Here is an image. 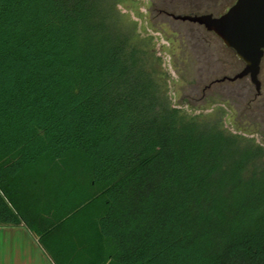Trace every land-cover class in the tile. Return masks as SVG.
<instances>
[{"label": "trees", "instance_id": "16d2710c", "mask_svg": "<svg viewBox=\"0 0 264 264\" xmlns=\"http://www.w3.org/2000/svg\"><path fill=\"white\" fill-rule=\"evenodd\" d=\"M117 4L0 0V226L54 264H264V149L171 107Z\"/></svg>", "mask_w": 264, "mask_h": 264}, {"label": "rangeland", "instance_id": "374dc122", "mask_svg": "<svg viewBox=\"0 0 264 264\" xmlns=\"http://www.w3.org/2000/svg\"><path fill=\"white\" fill-rule=\"evenodd\" d=\"M116 3L112 8L118 25L125 31L135 30L133 41L147 52L149 66L171 107L188 117L222 118L227 131L252 139L264 149V57L259 73L261 96L252 103L247 101L253 98L255 88L248 77L206 89L215 78L233 77L244 64L215 39L208 46L198 26L160 13L164 9L176 15L189 14L192 9L186 8V0ZM219 9L222 7L215 10ZM252 169L253 165L247 167L248 171ZM5 245L6 240H0V264H6L8 259Z\"/></svg>", "mask_w": 264, "mask_h": 264}, {"label": "water", "instance_id": "95a60500", "mask_svg": "<svg viewBox=\"0 0 264 264\" xmlns=\"http://www.w3.org/2000/svg\"><path fill=\"white\" fill-rule=\"evenodd\" d=\"M175 20L189 21L215 34L223 45L234 51L243 62V69L233 77L220 81H235L248 77L256 93H260V65L264 57V0H236L220 17L212 15H178Z\"/></svg>", "mask_w": 264, "mask_h": 264}, {"label": "crops", "instance_id": "0c3cea01", "mask_svg": "<svg viewBox=\"0 0 264 264\" xmlns=\"http://www.w3.org/2000/svg\"><path fill=\"white\" fill-rule=\"evenodd\" d=\"M0 240H6V264H54L24 226H0Z\"/></svg>", "mask_w": 264, "mask_h": 264}, {"label": "flooded vegetation", "instance_id": "af4514ba", "mask_svg": "<svg viewBox=\"0 0 264 264\" xmlns=\"http://www.w3.org/2000/svg\"><path fill=\"white\" fill-rule=\"evenodd\" d=\"M235 2H236V0H186V8H191L192 10L190 11L189 14H185V15L199 16V15L210 14V15H212V17L217 18V17H220L222 14H224ZM219 7H222V9H224V10L222 11V9H219L218 10L219 12L216 11L215 9H217ZM201 10H203V11H201ZM160 13H163L164 15H166L167 17H170V18H172V16H178V14L176 15L175 13L164 10V9H161ZM172 19L175 20L174 18H172ZM177 21H180V20H177ZM182 22H188L194 26H198V28H200V30H201L202 36L203 35L213 36V37L217 38L218 40H220L215 34H213L212 32H208L205 29V27L202 25H199L197 23H191L189 21H182ZM260 93H261V91H260ZM260 93L259 94L256 93V94L260 95Z\"/></svg>", "mask_w": 264, "mask_h": 264}]
</instances>
